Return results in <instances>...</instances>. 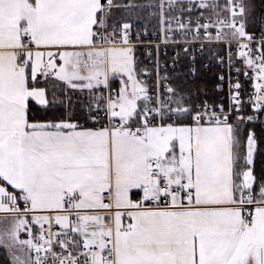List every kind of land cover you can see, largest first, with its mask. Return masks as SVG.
Returning <instances> with one entry per match:
<instances>
[{
  "label": "snow or ice",
  "instance_id": "obj_1",
  "mask_svg": "<svg viewBox=\"0 0 264 264\" xmlns=\"http://www.w3.org/2000/svg\"><path fill=\"white\" fill-rule=\"evenodd\" d=\"M0 264H264V0H0Z\"/></svg>",
  "mask_w": 264,
  "mask_h": 264
},
{
  "label": "trees",
  "instance_id": "obj_2",
  "mask_svg": "<svg viewBox=\"0 0 264 264\" xmlns=\"http://www.w3.org/2000/svg\"><path fill=\"white\" fill-rule=\"evenodd\" d=\"M205 76H206V78L209 81L208 87H209V89H211L213 87V84H212V73H206Z\"/></svg>",
  "mask_w": 264,
  "mask_h": 264
},
{
  "label": "built area",
  "instance_id": "obj_3",
  "mask_svg": "<svg viewBox=\"0 0 264 264\" xmlns=\"http://www.w3.org/2000/svg\"><path fill=\"white\" fill-rule=\"evenodd\" d=\"M242 81H244L245 83H247L246 79L244 77H242Z\"/></svg>",
  "mask_w": 264,
  "mask_h": 264
}]
</instances>
